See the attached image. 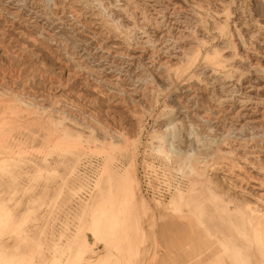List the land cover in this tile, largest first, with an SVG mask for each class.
Returning <instances> with one entry per match:
<instances>
[{
	"label": "rangeland",
	"instance_id": "374dc122",
	"mask_svg": "<svg viewBox=\"0 0 264 264\" xmlns=\"http://www.w3.org/2000/svg\"><path fill=\"white\" fill-rule=\"evenodd\" d=\"M199 260L264 264V0H0V264Z\"/></svg>",
	"mask_w": 264,
	"mask_h": 264
},
{
	"label": "built area",
	"instance_id": "2783aa9c",
	"mask_svg": "<svg viewBox=\"0 0 264 264\" xmlns=\"http://www.w3.org/2000/svg\"><path fill=\"white\" fill-rule=\"evenodd\" d=\"M97 164H98V160L95 159V158H91L89 160H86V162L83 163L82 166H81V169H83V170H85V168L87 166H90L89 168H90V172L91 173L88 174V175H83L84 177L88 176L89 178H91L90 182L94 178L93 172H95V170H96L95 167H97ZM152 169L154 171H151L148 168H143V167L140 169V172H142L141 173V177H143V179H141L142 186H143V191L147 192V190H150V192L152 193L150 195L152 197H155L156 199L165 198L167 196V194L169 195L171 193L172 186L168 185V183H166L165 185L167 187L165 186L164 189H161L160 187H158V189L153 190V187H157V186L154 184V182H152V180L150 178V175L151 174H154V175L158 174V172L161 171V166H159L157 163H154ZM178 182L181 183V180H179ZM173 186H175V185H173ZM87 193H88V191H85V192L82 193L81 196L82 197H86Z\"/></svg>",
	"mask_w": 264,
	"mask_h": 264
},
{
	"label": "crops",
	"instance_id": "0c3cea01",
	"mask_svg": "<svg viewBox=\"0 0 264 264\" xmlns=\"http://www.w3.org/2000/svg\"><path fill=\"white\" fill-rule=\"evenodd\" d=\"M173 227L177 228L178 230L183 231V234H188V235H193L196 234L195 228L191 226V223L188 221H176L175 223H172ZM189 260V259H188ZM190 261V260H189ZM200 262L197 261H192L189 262L188 264H203L202 260H199ZM187 262H182L180 264H186Z\"/></svg>",
	"mask_w": 264,
	"mask_h": 264
},
{
	"label": "bare ground",
	"instance_id": "6f19581e",
	"mask_svg": "<svg viewBox=\"0 0 264 264\" xmlns=\"http://www.w3.org/2000/svg\"><path fill=\"white\" fill-rule=\"evenodd\" d=\"M199 58H201V57H199ZM200 61V60H199ZM204 64V63H203ZM192 69V68H191ZM7 70V69H6ZM190 70V69H189ZM181 74V73H180ZM189 74V73H188ZM178 75V74H177ZM185 76V75H184ZM45 78V77H44ZM176 78V77H175ZM188 80V79H187ZM190 80V79H189ZM47 81V80H46ZM175 81V80H174ZM23 86V85H22ZM53 86V85H52ZM78 95V94H77ZM88 119H89V117H88ZM85 134V133H84ZM206 144V143H205ZM262 150V149H261Z\"/></svg>",
	"mask_w": 264,
	"mask_h": 264
}]
</instances>
